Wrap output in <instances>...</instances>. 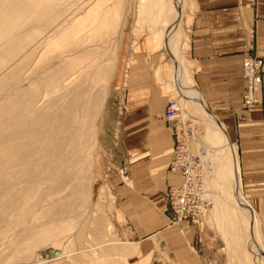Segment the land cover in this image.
Returning <instances> with one entry per match:
<instances>
[{"label": "rangeland", "instance_id": "1", "mask_svg": "<svg viewBox=\"0 0 264 264\" xmlns=\"http://www.w3.org/2000/svg\"><path fill=\"white\" fill-rule=\"evenodd\" d=\"M107 3L112 12L117 10L120 14L116 18H108L104 30L101 29L96 36L101 35L95 44L97 49L94 44L90 47V65L79 73L74 69L73 78L64 85L65 89L56 78H47L50 73L46 66L57 55L52 45L42 49L39 56L33 50L19 59V53L15 57L9 55L14 62H6L0 72V254L3 256L11 254L13 240L24 239V227L35 232L55 228L56 232L45 242L59 247L67 253V257L56 263L38 264H173L160 243H157L156 255L152 260H140L137 248L128 244L122 230L123 224L119 225L116 221V197L114 183L110 180L111 170L108 169L105 175L99 177L96 163L104 104L117 74H120L123 63L121 50L130 28L133 33L147 28L154 45H158L155 47L165 54L163 78L164 83H168L161 84L169 91L171 98L180 96L170 84L173 80L172 59L165 40L181 64L179 79L183 84H194L188 63L191 7L187 0H179L182 16L178 26L173 27L171 0H164L161 10L154 0H141L137 5L136 0H104L100 3L101 8L108 6ZM138 5L142 11L139 15L136 12ZM109 22L113 23L112 26L117 22V25L112 27ZM169 27L170 33L165 38L164 32ZM38 36L31 37L29 43ZM10 42L8 38L2 43V56L10 54ZM21 50L23 53L26 51ZM132 60L129 56L126 65ZM111 62L113 65L110 66ZM105 63H110L107 66L111 70L107 79L101 82L100 71L107 67ZM51 68V72L57 70V67ZM184 93L187 95V90ZM103 97V103L96 113L95 108L93 110L95 102ZM180 102L178 119L192 122L195 126L197 138L194 149H198L200 160L201 157L205 158V161L201 160V168L205 173L206 186L213 193V206L202 222L203 238L196 244L202 257L201 264H245L244 258L247 256L251 264H261V259L257 257V260L253 256L255 249L248 237L244 216L235 210L232 197L229 198L231 185L228 174H225L226 182L221 180L217 152L221 147L216 148L205 139L207 117L187 99ZM66 143L67 147H64ZM239 182L241 198L250 204L243 193L241 179ZM257 203L261 209L254 208L253 234L264 250V195L258 198ZM224 207L226 212H237V223L232 228L227 224L229 217L224 224L221 222L219 215ZM230 232H233L234 237H230ZM251 232L252 229H249ZM250 238L253 242L252 235ZM0 261V264L7 263L2 259ZM21 261L25 262L20 260L7 264H21Z\"/></svg>", "mask_w": 264, "mask_h": 264}, {"label": "crops", "instance_id": "2", "mask_svg": "<svg viewBox=\"0 0 264 264\" xmlns=\"http://www.w3.org/2000/svg\"><path fill=\"white\" fill-rule=\"evenodd\" d=\"M187 3L191 7L188 63L194 85L236 146L243 193L260 210L257 200L264 195V0ZM155 45L147 28L128 31L121 71L104 104L96 172L101 177L111 170L116 221L123 224L128 244L137 248L140 260H152L160 243L173 264H201L196 244L203 238V223L175 222L168 205L169 188L183 181L180 172L169 168L177 144L173 127L179 119L163 118L171 95L161 84L165 54ZM247 55L263 60L259 99L252 109L242 106L241 63ZM129 56L133 62L126 65ZM123 166L129 182L119 175Z\"/></svg>", "mask_w": 264, "mask_h": 264}, {"label": "bare ground", "instance_id": "3", "mask_svg": "<svg viewBox=\"0 0 264 264\" xmlns=\"http://www.w3.org/2000/svg\"><path fill=\"white\" fill-rule=\"evenodd\" d=\"M103 1L104 0H0V54L2 53L3 50L2 43L4 41H7L8 38L9 41H11L10 43H8L10 46V50H8V52L10 54H6L5 56H2V54L0 55V72L2 68L5 66L6 62H8L10 59L13 58V57L10 58L9 55L17 56L16 54L19 53L18 56L19 59L20 57L21 58L25 57V54L28 51L30 52V50L31 51L33 50L36 51L39 56V54H42L41 53L42 49H45V47L52 45V48L57 53V55L53 58V62L50 65L46 66L47 70L50 73L49 76H47V78L50 77V80H54L56 78L60 82L59 84L61 85V87L68 84L71 78H73L72 73L74 69L77 73H79L83 71L85 67L90 65L89 64L91 63L89 59L91 55L90 47L93 44H94L93 46H95V44L98 42L97 38L100 37L101 35L98 37L96 36L100 34L99 31L104 28L103 26L108 21V18L112 19L113 16H115L116 18L117 15L120 14L117 12V10L116 11L114 10L112 12V10L110 9V5H108V3H107L108 6L104 5L105 7L101 8L100 3ZM163 1L164 0H154L159 10H161L163 7V3H162ZM136 2H137L136 5L138 3L140 4L141 0H136ZM171 4L174 13V18H173L174 21L171 26L177 27L181 20L182 8L181 5H179V0H171ZM137 7L138 10H136V12L139 15L142 11L139 9L140 7L139 5ZM52 17H55V19H52ZM109 23H111L110 26H112L113 23L112 22ZM114 23H115L114 25H117L116 24L117 22ZM114 25L112 27H114ZM170 27L167 28V30L164 32L165 38H168V35L170 33ZM111 29L113 30V28ZM108 30L107 32H110ZM37 34L39 36L37 38H32L34 39V41L32 43L31 42L29 43L31 37ZM24 44L26 46L25 47L23 46L24 48H22V45ZM165 45L172 59L171 69H172L173 80L172 82H170V84L175 90H177L180 96L179 97L180 101L181 100L185 101V99H187L188 103H191L201 113L206 115L208 119V124L206 126L205 139L209 143H211L212 146H215L216 148L221 147L220 149H217V152H219L218 153L219 169L222 175L221 180H223V182H226L227 177L230 179L231 188L228 192L229 198L231 199L232 197V201L234 203L233 207L235 208V210L236 209L239 210L240 213H242V215L244 216L243 221H245L244 224L248 229V237L255 249L253 256H255L256 259L257 257H259L261 259V264H264V250L262 246L257 242L253 234L255 209L252 205L244 201L240 195V185H239L240 174H239V164H238L237 151L235 145L233 143H230L229 138L225 133L221 123L206 108V105L198 88L191 83L183 84V82L179 79L181 64L178 58L176 57V53L174 52V50H171V46L167 44L166 40H165ZM21 49H23V51L24 50L26 51L23 53ZM43 51L45 52V50ZM93 56L95 57V55ZM107 56L105 58L106 60H107ZM111 58L113 59V56ZM109 64H106V66ZM111 65H113V63L110 64V66ZM51 67H57V70L55 72L53 71L51 72L50 70L52 69ZM110 70H111L110 67L107 66L105 69L100 71L101 75L99 77V80L101 82L107 79L108 75L110 74ZM54 86L56 87L55 84ZM65 87L66 86H64V89ZM186 90L189 93V95L188 93L187 95L184 93V91ZM103 100L104 97L101 100L98 101L96 100L95 106L93 107V110L95 108L96 113L101 107ZM64 147H67V143L66 146L64 145ZM63 150L66 151L65 148H63ZM204 159L201 157L202 161H205ZM225 174H228V176L226 177ZM29 190H31L30 187ZM207 216H205V218ZM219 216L221 217L222 220L221 222H223V224L224 221L229 217L227 224H229L230 228L234 227V224L237 223L236 222V220L238 219L237 212H233V213H230V211L226 212L225 207ZM249 229L250 230L252 229L251 232L252 234L249 233ZM36 231L37 232H35L34 230L32 231L31 228L28 229L24 227L22 233V237L24 236V239L21 241L18 240L15 241L13 240L14 239L13 237L11 254L4 256L0 254V260L2 259L3 261H7V263H15L20 260H25V262L21 261V264H38V263H49L53 261H55L56 263V261L60 262L61 259L64 260V258L67 257V253L61 251L59 247L55 246L53 243L45 242L51 237L52 234L56 232L55 228H46L41 231L38 230ZM249 234L252 235L253 242L251 241L250 238L251 235ZM231 235H233L234 237L233 232L232 233L230 232V237ZM7 237L9 240V236ZM9 243L10 242H8V244ZM9 245L7 247H11ZM81 248L84 247H80L79 249ZM82 251L83 249L81 250V252ZM6 252L7 251H5V253ZM250 261L251 260L248 259V256L244 258L245 264H251L252 262Z\"/></svg>", "mask_w": 264, "mask_h": 264}, {"label": "built area", "instance_id": "4", "mask_svg": "<svg viewBox=\"0 0 264 264\" xmlns=\"http://www.w3.org/2000/svg\"><path fill=\"white\" fill-rule=\"evenodd\" d=\"M255 3L256 0H245ZM129 59V58H128ZM242 77L245 81L242 106L252 109L258 102L263 72V60L256 55H247L242 59ZM181 102L179 97L171 98L163 118L171 120L179 116ZM173 136L177 144L170 163L171 171H178L183 181L168 190V205L175 222L187 220L193 224L205 221L213 206V193L206 186L204 171L201 168L198 149H194L197 133L192 122L181 119L173 127ZM124 182H129L127 167L118 169Z\"/></svg>", "mask_w": 264, "mask_h": 264}]
</instances>
